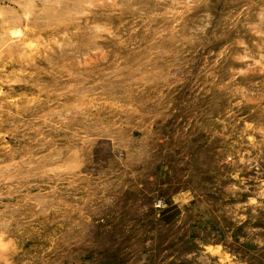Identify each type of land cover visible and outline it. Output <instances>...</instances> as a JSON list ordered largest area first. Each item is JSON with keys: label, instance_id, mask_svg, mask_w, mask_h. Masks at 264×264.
<instances>
[{"label": "rangeland", "instance_id": "obj_1", "mask_svg": "<svg viewBox=\"0 0 264 264\" xmlns=\"http://www.w3.org/2000/svg\"><path fill=\"white\" fill-rule=\"evenodd\" d=\"M0 264H264V0H0Z\"/></svg>", "mask_w": 264, "mask_h": 264}, {"label": "trees", "instance_id": "obj_2", "mask_svg": "<svg viewBox=\"0 0 264 264\" xmlns=\"http://www.w3.org/2000/svg\"><path fill=\"white\" fill-rule=\"evenodd\" d=\"M166 213V211L163 212V214ZM165 221V220H164ZM165 223H168L167 221H165Z\"/></svg>", "mask_w": 264, "mask_h": 264}]
</instances>
